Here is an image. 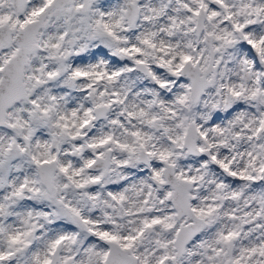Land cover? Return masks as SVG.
Returning a JSON list of instances; mask_svg holds the SVG:
<instances>
[{"label":"snow or ice","instance_id":"obj_1","mask_svg":"<svg viewBox=\"0 0 264 264\" xmlns=\"http://www.w3.org/2000/svg\"><path fill=\"white\" fill-rule=\"evenodd\" d=\"M0 264H264V0H0Z\"/></svg>","mask_w":264,"mask_h":264}]
</instances>
